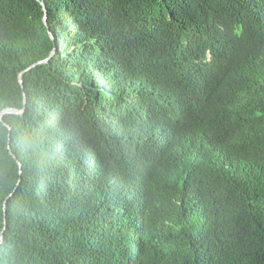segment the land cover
I'll use <instances>...</instances> for the list:
<instances>
[{
    "label": "trees",
    "instance_id": "16d2710c",
    "mask_svg": "<svg viewBox=\"0 0 264 264\" xmlns=\"http://www.w3.org/2000/svg\"><path fill=\"white\" fill-rule=\"evenodd\" d=\"M40 1L0 0V264H264V0Z\"/></svg>",
    "mask_w": 264,
    "mask_h": 264
},
{
    "label": "water",
    "instance_id": "95a60500",
    "mask_svg": "<svg viewBox=\"0 0 264 264\" xmlns=\"http://www.w3.org/2000/svg\"><path fill=\"white\" fill-rule=\"evenodd\" d=\"M40 4H41V6H42V8H43V10H44V12H45L44 24H45V26H46V28H47V31H48V34H49L50 38L54 39V36H53V35L51 34V32L49 31V27H48V23H47V7H46V5H45L44 0H41V1H40ZM53 53H54V51H53ZM53 53H52V55H53ZM47 62H48V59H47V60H44V61H41V62H38V63H36L35 65L29 67L27 70L21 72V73L18 75V81H19V83H20V85H21V87H22L23 90H24V82H23V78H22L23 74H24L25 72H27V71L33 69L34 67H36V66H38V65L46 64ZM24 97H25V95H24ZM24 103H25V105H26V98L24 99ZM23 113H24V110H16V109H13V108L4 109V110L1 111V113H0V121H1V123H2L5 127L8 128L9 131H11V128H10L9 124H7V123L5 122V120H4V116H5V115H8V114L22 115ZM10 137H11V134L9 133V141H10ZM9 144H10V142H9ZM8 150L10 151V155H11V156L17 161V164H18V166H19V168H20V174H21V173H22V165H21V163L19 162V160L17 159V157L11 152V147H10V145H8ZM20 182H21V178H20V180H19V183H20ZM8 199H9V198H7V200H8ZM7 200L4 202V205H3L4 218L6 217ZM4 224H5V221H4ZM3 238H4V234H3V232H2V234H1V241L3 240Z\"/></svg>",
    "mask_w": 264,
    "mask_h": 264
}]
</instances>
